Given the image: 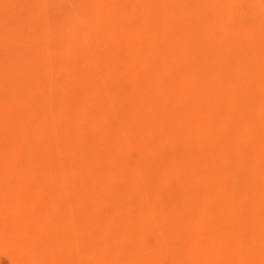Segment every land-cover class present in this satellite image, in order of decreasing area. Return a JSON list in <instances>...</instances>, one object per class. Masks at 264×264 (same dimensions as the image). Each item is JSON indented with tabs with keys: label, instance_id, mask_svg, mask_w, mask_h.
<instances>
[{
	"label": "rangeland",
	"instance_id": "374dc122",
	"mask_svg": "<svg viewBox=\"0 0 264 264\" xmlns=\"http://www.w3.org/2000/svg\"><path fill=\"white\" fill-rule=\"evenodd\" d=\"M0 264H264V0H0Z\"/></svg>",
	"mask_w": 264,
	"mask_h": 264
},
{
	"label": "bare ground",
	"instance_id": "6f19581e",
	"mask_svg": "<svg viewBox=\"0 0 264 264\" xmlns=\"http://www.w3.org/2000/svg\"><path fill=\"white\" fill-rule=\"evenodd\" d=\"M118 12V11H117ZM253 25V24H252ZM191 51V50H190ZM152 58V57H151ZM67 59V58H66ZM100 100V99H99ZM99 103V102H98ZM154 159V158H153ZM252 165V164H251ZM2 168V167H1ZM126 170V169H125ZM104 220V219H103ZM84 224V223H83ZM10 241H12V240H10Z\"/></svg>",
	"mask_w": 264,
	"mask_h": 264
}]
</instances>
